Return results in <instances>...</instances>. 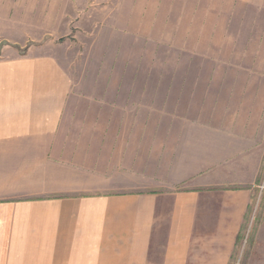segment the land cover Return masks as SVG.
<instances>
[{"label": "crops", "instance_id": "0c3cea01", "mask_svg": "<svg viewBox=\"0 0 264 264\" xmlns=\"http://www.w3.org/2000/svg\"><path fill=\"white\" fill-rule=\"evenodd\" d=\"M242 2L264 40V0ZM13 8L28 12L0 16V264H264L263 71L218 93L224 112L144 129L79 112L57 57L9 45L47 2Z\"/></svg>", "mask_w": 264, "mask_h": 264}, {"label": "rangeland", "instance_id": "374dc122", "mask_svg": "<svg viewBox=\"0 0 264 264\" xmlns=\"http://www.w3.org/2000/svg\"><path fill=\"white\" fill-rule=\"evenodd\" d=\"M44 1L47 9H32L39 18L31 40L9 45L20 54L57 57L73 79L81 113L137 112L138 127L171 128L184 117L224 112L232 106L213 104L218 93L229 95L254 70L264 76L263 25L248 23L242 0ZM14 4L0 0V16L23 18L28 10ZM7 44L0 39V53Z\"/></svg>", "mask_w": 264, "mask_h": 264}, {"label": "built area", "instance_id": "2783aa9c", "mask_svg": "<svg viewBox=\"0 0 264 264\" xmlns=\"http://www.w3.org/2000/svg\"><path fill=\"white\" fill-rule=\"evenodd\" d=\"M261 188L263 189V188H264V186H261Z\"/></svg>", "mask_w": 264, "mask_h": 264}]
</instances>
